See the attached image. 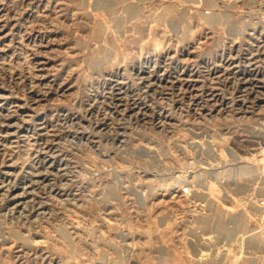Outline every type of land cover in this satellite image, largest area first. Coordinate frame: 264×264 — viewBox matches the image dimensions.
I'll return each mask as SVG.
<instances>
[{"label": "rangeland", "instance_id": "1", "mask_svg": "<svg viewBox=\"0 0 264 264\" xmlns=\"http://www.w3.org/2000/svg\"><path fill=\"white\" fill-rule=\"evenodd\" d=\"M0 264H264V0H0Z\"/></svg>", "mask_w": 264, "mask_h": 264}, {"label": "bare ground", "instance_id": "2", "mask_svg": "<svg viewBox=\"0 0 264 264\" xmlns=\"http://www.w3.org/2000/svg\"><path fill=\"white\" fill-rule=\"evenodd\" d=\"M107 1V0H106ZM247 63H249V62H247ZM248 65V64H247ZM250 65V64H249ZM249 65L247 66V67H249ZM252 66V65H251ZM250 66V67H251ZM260 71V70H259ZM142 73V72H141ZM246 79V78H245ZM248 79V78H247ZM250 80V79H249ZM241 81H242V83H241V85H244V86H246V85H251V81H247V80H244L243 78L241 79ZM176 83V82H175ZM179 83V82H178ZM257 84V83H256ZM253 85H254V83H253ZM180 86H181V84H180ZM145 87V86H144ZM245 89V88H244ZM241 91V90H240ZM190 98V97H189ZM198 99V98H197ZM129 109V108H128Z\"/></svg>", "mask_w": 264, "mask_h": 264}]
</instances>
